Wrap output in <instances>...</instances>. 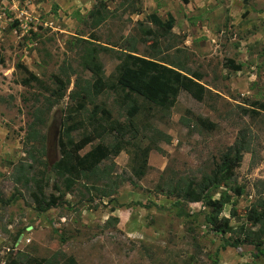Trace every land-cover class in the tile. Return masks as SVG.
Returning a JSON list of instances; mask_svg holds the SVG:
<instances>
[{"label":"rangeland","instance_id":"374dc122","mask_svg":"<svg viewBox=\"0 0 264 264\" xmlns=\"http://www.w3.org/2000/svg\"><path fill=\"white\" fill-rule=\"evenodd\" d=\"M98 2L107 14L93 27L88 12ZM151 13L161 21L173 17L170 32L156 35L153 46L144 33L160 31L148 20ZM129 43L139 55L178 62L197 74L205 89L201 99L180 91L168 109H146L140 96L125 97L113 86L74 110L73 93L93 79L81 63L82 50L96 51L95 67L110 84L116 55ZM0 55V264H23V256L52 264H65L67 256L75 264H264V238L260 251L246 243L222 247L237 233L211 230L202 202L167 193L183 180L198 181L242 138L248 148L237 167L207 194L228 197L220 214L232 228H253L246 212L264 200V0H0ZM62 66L68 85L55 97V78H65ZM131 100L140 110L128 118ZM93 104L123 134L91 136L78 154L97 143L111 145L98 164L105 178L87 184L112 194L101 197L76 182L65 192L61 183L63 202L35 210L28 190L12 180L14 167L28 161L25 135L33 109L44 119L37 126L43 152L35 168L48 179L45 193L57 195L50 165L59 157V133L69 125L74 140L90 136Z\"/></svg>","mask_w":264,"mask_h":264},{"label":"trees","instance_id":"16d2710c","mask_svg":"<svg viewBox=\"0 0 264 264\" xmlns=\"http://www.w3.org/2000/svg\"><path fill=\"white\" fill-rule=\"evenodd\" d=\"M107 10L101 3H96L88 12L91 18L93 27L99 25L106 18ZM148 20L160 31L155 30V34L150 29H144L145 34H151L153 41L151 46L157 43L156 35L160 37L166 36L172 27L173 17L167 14L166 19L161 21L153 13L147 16ZM122 52L116 55L117 63L114 66V83L107 84L103 78L102 72L95 67L96 51L89 47H85L80 56L81 63L84 68L90 71L93 79L89 82L87 89L76 91L74 94L75 106L74 110H79L83 107V102L88 100L90 95H97L104 89H110L113 86L124 90L125 97L130 93H134L142 98L145 102L146 109L159 108L168 109L175 101L176 96L180 91L188 93L195 100H200L204 92V87L198 82L199 76L195 73L189 74L182 65L178 62L163 61L157 59L156 56L139 55L135 53L133 43H129L127 48H122ZM2 57L0 55V63ZM61 73L64 74V80L55 78L56 87L52 91L55 97H61L65 88L68 85L67 66L60 67ZM259 107L264 108L262 103ZM139 105L131 100L126 107L127 117L131 118L139 112ZM102 112L98 106L93 104L89 115L88 123L91 126L92 134L83 135L79 139L74 140L71 136L72 128L69 125L63 127L60 131L57 145L59 149V157L55 160L50 168L53 173V181L51 188L57 192L45 193V188L48 186V179L43 175V171L35 168V163H40L37 153L43 152V135L38 131L37 126L44 122L42 111L34 108L32 111V119L27 124V132L25 140L29 143L26 149L27 162H20L14 167L12 180L19 183L28 190L29 197L34 203V209L44 211L51 207L60 205L62 200L59 186L61 183L64 186L65 192H69L71 182H76L81 185L86 191L94 190L99 196L107 197L112 194L111 190L100 188L98 185L87 184L89 180L95 181L104 179L103 168L98 167L100 160L107 158L111 147L104 146L101 143L95 144L90 150L83 155H79L78 151L87 143L90 142L91 136L101 140L105 134L111 130H115L122 136V127L116 121L108 123V117L103 118L98 113ZM196 122L201 126H212L207 121L196 118ZM247 143L240 138L231 146L227 147L219 156V161L206 174L201 175L200 179L194 182L191 179H186L180 184H174L167 193L172 194L175 198H179L185 202H202L207 207L208 212L205 215L206 223L210 229L220 234L236 232L237 236L234 241L222 243L231 246H237L238 243L251 244L260 251L264 238V200L256 199L246 212V220L251 223L253 228H247L240 224L236 228H232L229 224L228 217L221 215L223 204L228 197L219 195L217 198H211L207 194L210 188H216L228 180L232 174V169L237 167L241 154L247 150ZM43 164V163H42ZM92 178V179H91ZM63 181V182H62ZM105 186V185H104ZM233 191L236 194L240 193L238 187H234ZM234 211L231 209L230 215ZM21 259H11L6 264H20ZM65 264H75L71 256L64 257ZM23 264H52L50 259H37L34 257H24Z\"/></svg>","mask_w":264,"mask_h":264}]
</instances>
